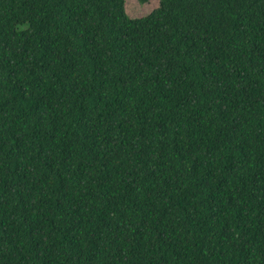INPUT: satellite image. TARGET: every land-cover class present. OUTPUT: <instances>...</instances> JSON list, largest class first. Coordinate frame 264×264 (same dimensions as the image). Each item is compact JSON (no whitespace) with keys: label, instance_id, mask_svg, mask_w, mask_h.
<instances>
[{"label":"trees","instance_id":"16d2710c","mask_svg":"<svg viewBox=\"0 0 264 264\" xmlns=\"http://www.w3.org/2000/svg\"><path fill=\"white\" fill-rule=\"evenodd\" d=\"M0 264H264V0H0Z\"/></svg>","mask_w":264,"mask_h":264},{"label":"rangeland","instance_id":"374dc122","mask_svg":"<svg viewBox=\"0 0 264 264\" xmlns=\"http://www.w3.org/2000/svg\"><path fill=\"white\" fill-rule=\"evenodd\" d=\"M158 6V0H149L141 3L139 0H125V11L130 17H140L148 14Z\"/></svg>","mask_w":264,"mask_h":264}]
</instances>
